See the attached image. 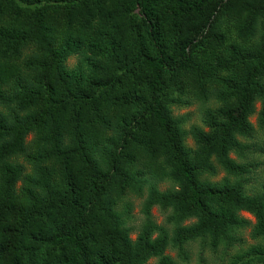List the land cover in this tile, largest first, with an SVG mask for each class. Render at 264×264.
Returning <instances> with one entry per match:
<instances>
[{
    "label": "trees",
    "instance_id": "16d2710c",
    "mask_svg": "<svg viewBox=\"0 0 264 264\" xmlns=\"http://www.w3.org/2000/svg\"><path fill=\"white\" fill-rule=\"evenodd\" d=\"M257 103L264 0H0V264H264Z\"/></svg>",
    "mask_w": 264,
    "mask_h": 264
},
{
    "label": "rangeland",
    "instance_id": "374dc122",
    "mask_svg": "<svg viewBox=\"0 0 264 264\" xmlns=\"http://www.w3.org/2000/svg\"><path fill=\"white\" fill-rule=\"evenodd\" d=\"M76 64V59L75 58H71L70 60H68L67 65L72 68V66H74ZM200 106L194 105L188 108H181V109H175L174 110V114L176 116H184L187 117V121L184 124V128L189 131L194 125L195 126H203V112H200ZM261 110V104L257 103L256 105V114L255 116H253L251 118V123L255 126L256 130H257V135L253 138L250 139L249 141H247V143L249 144V149L246 151V156L245 158H241L236 154H232L231 157L232 159L236 160L237 162H239L240 164L243 165H248V163H259V168L256 170V183H260V176L262 174V171L264 170V130H259V120H258V114L259 111ZM60 113V112H58ZM205 131H208V128L204 127ZM260 128V127H259ZM261 129V128H260ZM35 134L31 133L29 135H27L26 137V141L27 143L31 142L32 139L34 138ZM186 145L188 148H190L192 151H196L197 150V146L195 144V141L192 137V135H188V137L186 138ZM222 170V169H220ZM218 173V176L216 178H214V181H219L221 179H223L224 177L226 178L227 174L223 171H220ZM159 188L164 191L167 188L166 184H161L159 186ZM146 198V193L144 194V197L139 198V197H135L133 196V198H131L133 200L134 206H135V210H134V215L137 217V219L139 220V222L137 224H135V226L138 227V224H141L143 219H144V215H142L141 210L143 208V203L145 201ZM152 215L155 217V219L159 222L162 223L164 221V215L163 213L159 210L158 207L153 208L152 210ZM242 216L245 217L246 219L250 220L251 223L254 225L256 223L255 218L248 214V213H242ZM190 224V223H188ZM249 231L246 233V235L244 236L245 239V245L249 246V245H253L256 243V241L254 239H252V237L250 236V228L248 229ZM138 234V231H135L134 234L131 235V238L133 240L136 239ZM207 252V251H206ZM204 252L202 257L200 256V250L198 245L194 244L193 248H191V253L189 254V261L186 262H179L177 259V253L175 251H167V255L171 256L172 258H174L175 260H177L179 263L181 264H203L204 260L206 261L207 264H219L220 262L217 260V256H215L214 254H212L211 252L206 253ZM237 253V250H234L232 252L229 253V255L227 256H219L221 257L223 260L226 261V263H229L231 258L234 257ZM157 263V259L153 258L149 261L148 264H156Z\"/></svg>",
    "mask_w": 264,
    "mask_h": 264
}]
</instances>
